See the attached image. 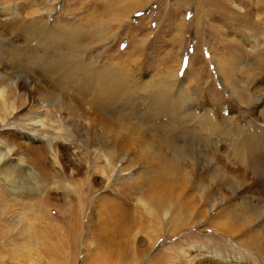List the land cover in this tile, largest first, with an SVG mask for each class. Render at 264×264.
I'll list each match as a JSON object with an SVG mask.
<instances>
[{
	"label": "rangeland",
	"instance_id": "1",
	"mask_svg": "<svg viewBox=\"0 0 264 264\" xmlns=\"http://www.w3.org/2000/svg\"><path fill=\"white\" fill-rule=\"evenodd\" d=\"M0 1L9 5L12 12L18 14V19H20L14 24V19L4 16L5 13L0 16V74L4 76L5 80L16 81L17 90L21 93V98L18 100L19 102H16L14 110L7 106L5 112H0V119H4V124L7 123L5 127L0 128V147H5L8 143L23 142L24 139L18 138L22 131V124L26 122L28 115L40 113L42 109L47 111V114L38 115L45 128H49L50 121L55 120V118L48 109L53 111L52 103L55 98L54 96L46 97L43 101L46 102L45 105H48L42 108L40 96L43 98L44 94L49 95L48 89L56 91L55 89L59 88L57 92L60 93L63 100L76 104L77 113L80 115L78 116L80 118L71 117L72 120L70 117H68L69 119L66 118L68 115L64 111L61 113L62 119L59 120L65 129L63 136L69 138V141L66 146L58 143L53 145L60 163L67 167V170L70 168L73 171L74 169L80 171V174L70 179L74 190L76 189L73 185L75 182L76 185L92 183L94 185L90 194L92 199L103 196L113 198L116 191H121V188H117V186L116 191L113 190L114 185L112 184L118 183V181L131 183L132 179H138V177L140 180L153 179L152 170H147L146 164L135 163L136 161L129 162V159H134V152L131 153V150L123 151V153H128V161L122 163L118 160L115 161L114 165L116 167L122 166L124 170L129 172L112 176L108 181L110 185L108 190L103 192L100 188L107 181L104 182L105 178L100 176L102 161L95 147L89 144L91 134L88 132V128L95 122V113H98L96 109H93L88 103L79 102V99L76 100V97L80 98L84 94L77 92L75 84L68 85L67 83L63 90H60V85L56 86L57 78L54 74L44 73L45 68L42 71L38 63L34 66V62L31 63L28 60L22 62L20 58H15L13 54H10L11 49L8 40L14 42V46L18 47L20 53L22 52L20 55L28 57V54L24 52V47L33 36L27 41L24 37L29 35H21V33L32 22L39 23L40 19V23L42 22L46 29L53 31L55 26L59 28L65 24L66 26L78 27L82 23L81 27L84 29L86 27L84 22L89 19V14L92 11L84 6L89 2H101L108 7L109 16L106 15L108 18L104 16L103 19L105 21L110 19L108 21L112 27L110 34L115 31L116 37L110 39L108 43L104 42L103 38L92 39L90 49L84 53V64L95 61V67L98 66V68L117 64L119 67L128 70L129 83L134 80L133 82H137L142 88L150 84L152 80L153 82L162 80V83H167L170 77L172 82L168 83L174 84L173 98L171 96V99H175V92L180 90V92L185 93V103L186 101L187 103L194 101L190 106L191 111L197 116L208 114L207 117H211L215 124L229 130L230 133L234 131L251 132V134L260 135L259 137L264 139V0H211L212 2L210 0H193L192 3L201 6L199 11L202 10V12L198 19L193 20L190 24L188 20L193 12L191 6L186 5V9L184 7L180 9V6L170 7L173 2L179 0H46L53 11L39 16H30L27 13L39 8L41 4H44V0H30V6L26 4L28 0ZM136 1L139 2L136 3ZM170 8V11L176 8L173 24H169L172 19L165 16ZM223 14L224 16H222ZM5 23L8 28L4 27ZM118 26L121 28L118 29ZM14 27V34L8 35V29L11 31ZM137 31H140L137 40L132 39V34ZM33 38L34 40L29 43V48H36L39 41L43 42L42 36ZM140 39H144L145 43L140 42ZM100 40H103L102 43ZM40 47L34 49V53L41 54L43 45ZM212 55L217 58L216 63L212 62ZM223 60L229 64L236 63V69L233 73L239 81L238 85L247 87L248 99H244L239 95L240 93L234 92V81L228 78L230 76L228 71L223 70V68L222 71L217 69L219 62L221 63ZM22 66L29 70L26 76L27 70ZM219 71L221 75L218 73ZM174 74L177 76L175 80ZM224 83L230 85L231 96L223 88ZM141 95L137 94L132 98V104L129 108H134L133 110L136 109V112L143 114L148 96L146 94ZM258 99L262 106L257 105L259 104L256 102ZM1 109L0 106V111ZM102 115L105 118H111L106 111H103ZM72 122L76 125L71 124ZM134 122L132 121L128 127L133 128ZM156 122L157 125H162L166 135L179 134L175 126H172L174 123L171 117L161 115ZM115 123L119 125L120 131L125 129L119 122ZM72 126L74 127L72 128ZM143 131L135 133H143V136H146L144 134H147V131ZM150 132L148 130V133ZM154 138V141L157 142L155 143L153 140L151 142L160 146V140ZM215 141H220V139ZM30 145L39 150H43L45 147L44 144L36 141L30 142ZM216 149L221 150V152L224 151L220 144H217ZM134 151L136 152L135 148ZM18 152L27 154L24 164L29 166L30 160L35 157V154L30 150H23V148L14 150L15 154ZM142 154L139 151L137 156ZM43 156L45 155L43 154ZM251 177L248 174L247 178ZM53 185H51V193L49 194H47V190H42L41 194L33 193L27 196L9 194L6 192L7 185L3 184L0 187V264H184L183 252L192 250L195 245L200 244L212 245L215 249L222 248L231 255L235 253L244 255L250 264H264V256L254 250L237 246L238 243L235 240L241 238L238 231L234 235L237 238L233 237L231 240L217 236L213 229L206 224L183 230L176 237H169L163 235L166 230H158L160 227L156 221L152 224L151 229L145 230V233L133 231L122 237V242L117 243L114 240L111 242V248H107V245L96 236L98 231L95 226L99 223H95L96 219L94 218H97V214L96 210H90L89 205L84 210L87 215L84 221L88 222L90 215L91 224L95 231L85 234L81 225L83 219H80L79 225L81 227L75 231L64 228L52 231L50 222L44 219L42 215L43 201L55 206L51 207L54 210L51 215L58 218L59 224L61 221L60 213L56 210L67 208L65 200L60 195V190L57 191L56 189L58 186ZM262 188L261 192H254L256 196L250 197L253 200L257 199L259 194L264 193V183ZM69 195L68 199L72 200L74 196L71 193ZM132 203L136 204V201L133 200ZM222 208L219 206L217 210L227 211L226 208L225 210ZM216 213L217 211L213 210L208 215L213 216ZM259 227L263 226L253 225L244 236L248 240L263 243L262 237L253 236L255 231L262 229ZM157 238L154 249L148 252L150 244ZM209 258L214 259V256L196 257L192 264H215Z\"/></svg>",
	"mask_w": 264,
	"mask_h": 264
},
{
	"label": "bare ground",
	"instance_id": "2",
	"mask_svg": "<svg viewBox=\"0 0 264 264\" xmlns=\"http://www.w3.org/2000/svg\"><path fill=\"white\" fill-rule=\"evenodd\" d=\"M192 1L179 0L170 5L171 8L180 6V9L183 7L186 9V5L191 6L193 12L188 20L189 24L198 19L202 12V10L199 11L201 6L199 7V4L192 3ZM30 2L28 0L26 4L30 6ZM43 2L44 4H41L39 8L29 11L27 14L39 16L52 12L53 9H50L46 0ZM138 2L136 1V3ZM84 6L92 10L89 19L84 22L86 26L84 29L81 27L82 23L78 27L66 26L65 24L59 26L60 29L55 26L53 31L46 29L42 22L40 23V19L39 23L32 22L29 24L30 26L25 27L21 35H29L23 36L27 41L32 36H42L43 42L39 41L36 48L38 49L43 45V52L41 54L34 53L36 48H29V43L34 40L32 37L24 47V52L28 54V57L20 55L22 52L20 53L18 47L14 46V42L8 40L11 49L10 54H13L15 58H20L22 62H27V60L31 63L34 62V66L38 63L42 71L45 68L44 73L54 74L57 78L56 86L60 85V90H63L67 83L68 85L75 84L77 92L84 94L80 98L76 97V100L79 99V102L88 103L93 109H96L98 113L93 112L96 117L95 122L88 128V132L91 134L89 144L95 147L102 161L103 166L101 167L100 176L105 178L104 182L107 181L100 188L103 192L108 190L110 186L108 181L112 176L129 172L124 170L122 166L116 167L114 165L115 161L118 160L122 163L128 161V153H123V151L131 150V153L134 152V159H129V162L136 161L135 163L146 164L147 170H152L153 179L140 180L138 177V179H132L131 183L118 181V183L112 184L114 185L113 190L116 191L117 186V188H121V191H116L113 198L103 196L92 199L90 196L94 189L92 183H79L76 185L75 182L73 185L76 189L74 190L70 179L80 174V171L78 169L73 171L70 168H68V171L67 167L60 163L53 145L58 143L66 146L69 141V138L63 136L65 129L59 120L61 113L64 111L68 115L67 119H69L68 117L73 118L80 115L77 113V105L71 101L65 102L60 93L57 92L59 88H56V91L48 89L47 93L49 95L44 94L43 98L40 96L42 108L48 105H45L46 102L43 101L46 97L54 96L55 98L52 103L53 111L48 109L55 118V120L50 121L49 128H45L42 119L38 115L47 114V111L42 109L40 113L28 115L26 122H23L21 134L18 135L19 139H24L23 142L8 143L5 147H0V187L4 184L7 185L6 192L9 194L27 196L33 193L41 194L42 190H47V194H49L51 193V185L56 184L58 186H56V189L57 191L60 190V195L65 200L67 208L56 210L60 213L61 221L59 224L57 222L58 218L51 215L54 212L51 207L55 206L43 201L42 215L44 219L50 222L49 225L52 231L60 228L75 231L81 225L85 230V234L95 231L91 224L90 215L88 222L84 221L87 216L84 210L89 205L90 210H96L97 214V218H94L96 219L95 223H99L95 226L98 231L96 236L107 245V248H111V242L114 240L117 243L122 242L121 238L133 231L145 233V230L147 228L151 229L152 224L157 221L160 227L157 229L159 231L166 230L163 235L169 237H176L183 230L192 229L203 224L209 225V228H212L217 236L231 240H233V237L237 238L234 235L238 231L241 237L235 240L238 247L254 250L264 256V193L259 194L255 200L250 197L256 196L254 192L263 190L264 139L260 138V135L251 134V132L234 131L230 133L229 130L215 124L211 117H207L208 114L197 116L191 111V104L194 101L188 103L186 101L185 103V93L180 92V90L175 92L176 94L174 93L176 95L175 99H171L174 84L168 83L171 81L170 77L167 83H162V80L154 82L152 80L150 84L142 88L137 82H133L134 80L129 83L128 70L119 67L117 64L99 68L98 66L95 67V61L84 64V53L90 49L92 39L103 38L104 42L108 43L110 39L116 37L115 31L110 34L112 28L109 25L110 22L108 23L110 19L106 21L103 19L104 16H109V9L105 4L94 1ZM171 8L168 13H165V16L172 19L169 24H173L175 22L174 17H176L174 13L176 8L170 11ZM3 14L12 17L14 24L20 20L18 14L12 12L9 5H5L0 1V16ZM4 27L8 28V25L5 23ZM21 28L24 27L21 26ZM119 28L121 26H118ZM14 31L15 27L11 31L8 29V35L14 34ZM138 32L140 33V31H137L132 34V39L137 40L140 35ZM139 41L145 43L144 39ZM211 60L216 63L217 58L212 55ZM235 64L225 63V60H223L221 63L219 62L217 69L222 71L223 68V70L228 71L230 74L228 78L234 81V92L240 93L239 95L242 98L248 99L247 87L238 85L239 81L233 73L236 69ZM24 68L27 70L26 76L29 70L26 67ZM132 70L134 71V69ZM174 76L175 80L177 76L176 74ZM15 84L16 81L5 80L4 76L0 74V106L2 108L0 112H5L7 106L14 110L16 102H19L21 93L18 92ZM222 86L231 96L230 85L224 83ZM137 94L148 96V99L145 98L146 109L143 114L136 112V109L133 110L134 108H129L132 104V98ZM50 101L52 102V100ZM256 102L259 103V99ZM257 105L260 106L261 101ZM103 111L109 113L111 118L103 117ZM161 115L173 119L174 125L172 126H175L179 134H165L162 125L156 124V120ZM63 119L65 120V118ZM132 121H135L132 125L133 128L128 127ZM4 122V119H0V128L7 125ZM115 122L122 124L126 131H120L118 129L119 125ZM73 125L75 126L76 123ZM97 126L100 128L96 129ZM143 130L147 131V134H144L146 136H143V133H135L144 132ZM148 130L152 133H148ZM154 137L160 140V146L151 142V140L154 141ZM218 139L220 141H215ZM32 141L41 142L45 146L44 149L32 148L30 145ZM217 144L222 146L223 153L221 150L216 149ZM19 148L30 150L35 154V157L30 160L29 166L24 164L27 154L14 153V150L17 151ZM139 151L143 153L141 156H137ZM248 174L252 176L249 178L250 180L247 178ZM70 193L74 196L72 200L68 199ZM133 200L136 201V204L132 203ZM219 206H222L223 210L226 208L227 211L217 210ZM213 210H216L217 213L209 216L208 214ZM223 218L224 220H222ZM80 219H83L81 225H79ZM253 225L263 226L259 227L262 229L253 233V236L262 237L263 243L248 240L244 236L246 231ZM157 240L158 238L152 241L147 250L148 252L154 249ZM182 256L185 261L184 264H192L196 257L211 256H214V259H209L215 264H250L244 255L237 253L231 255L227 253V250L215 249L212 245H195L192 250L189 249L183 252ZM161 259L164 258L161 257Z\"/></svg>",
	"mask_w": 264,
	"mask_h": 264
}]
</instances>
